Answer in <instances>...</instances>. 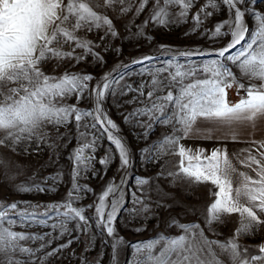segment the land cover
Wrapping results in <instances>:
<instances>
[{"label": "snow or ice", "instance_id": "obj_1", "mask_svg": "<svg viewBox=\"0 0 264 264\" xmlns=\"http://www.w3.org/2000/svg\"><path fill=\"white\" fill-rule=\"evenodd\" d=\"M197 2L155 0L149 17L137 26L136 35L151 40L152 37L144 31L150 21L158 27L186 22ZM133 3L134 0H0V131L5 133L0 138V146L11 144L14 149L23 141L43 140L47 136V133L41 132L45 124L66 126L73 121L77 140V146L69 156L73 164L72 184L63 200L50 203L0 202V264H29V261L35 264L36 253L44 249L46 244L41 243L39 248H32L22 242L44 241L47 236L50 237L47 241L50 245L55 238L51 233L13 230L18 225L50 227L63 236L71 234L68 224L75 222L77 232L87 233L92 218L85 213L93 205H76L84 198L83 194L93 190L78 180L84 173L93 170L98 141L106 135L120 157L121 168L129 165V150L118 135L117 124L103 108L106 94L115 95L117 88L120 89V95L132 91L137 93L127 103L138 102L140 106L134 107L124 119L143 127L145 137L156 125L172 129L170 134H164L142 150L149 161L158 159L169 150H174L180 157L177 171H165L162 167L157 178L171 177L172 183L177 178H183L195 184L210 182L214 185L217 189L215 199L208 205L206 217L209 231H213L214 235L211 228L213 223L220 222L222 217L230 214H239L241 217L234 235L225 241L210 239L199 223L171 220L169 227L178 228L179 234L166 235L161 232L154 238L136 242L132 245L137 257L134 264H225L222 256L227 258L229 264H264V244L258 246L259 255H249L248 248L238 243L239 236L251 234L264 225V219H261L264 215V139L253 140V147L241 149L231 157L226 148H216L207 153L204 149L197 148L194 151L180 143L191 135L210 139L215 127L227 128L229 131L225 138L237 140L239 127L255 130L257 123L264 120V13L251 7H240L254 4L255 0H222L228 8L229 18L217 22L213 30L205 29L202 33L210 39L231 35L229 43L215 51V58L203 64H194L190 60L181 63L176 56H171L157 65L153 62L154 57L144 56L134 63L141 64L140 74L151 79L142 81L137 88L122 85L124 77L116 69L112 73H105L91 87L94 76L90 73L66 71L57 76L42 70L41 65L51 59H71L80 63L91 56L93 60L103 63V57L94 50L98 45L92 40L81 38L78 33L105 29L104 35L100 37L101 42L109 35L118 37L119 33L108 11L116 13L119 6L118 13L123 16L132 10ZM148 3L149 0H139L135 9L137 16ZM174 6H179L175 14L170 11ZM208 8L218 10L217 0H206L192 16L195 27L185 35L197 31L212 16ZM246 13L255 24L250 34L244 20ZM65 46H71V50L64 51ZM160 47L164 49L166 46ZM77 49H81L82 54H78ZM205 54L212 53L185 51L178 55L191 57ZM229 64L236 67L242 77L248 78L247 86L240 82ZM252 80L261 83L254 84ZM233 87L238 95L243 91L236 102L228 99L227 90ZM145 88L148 89L146 95ZM73 96L76 103L64 102ZM85 98L93 100L92 107L77 106ZM140 117H147V120L141 121ZM199 124L213 127H200ZM112 159V154L106 152L100 157L99 163L107 167ZM0 163L3 161L0 160ZM237 165L247 171L238 170ZM62 176L63 173L58 172L31 186L21 184L17 186V191L52 192L56 189L47 186V181L60 184ZM151 180V177L136 178L141 195L134 199L140 207L132 211L137 216L150 212L151 205L146 201H150L151 197L143 186L149 185ZM123 195L120 184L113 178L97 195L94 205L97 225L113 238L114 255L117 247L123 243V237L115 238V221L122 207ZM21 204L23 208L18 207ZM41 208L44 210L39 211ZM72 242L68 240L40 259L54 256ZM17 254L29 259L17 258Z\"/></svg>", "mask_w": 264, "mask_h": 264}, {"label": "rangeland", "instance_id": "obj_2", "mask_svg": "<svg viewBox=\"0 0 264 264\" xmlns=\"http://www.w3.org/2000/svg\"><path fill=\"white\" fill-rule=\"evenodd\" d=\"M155 0H149L144 11L138 16L135 9L139 5V0H134L133 8L127 14L121 16L117 12L108 11L109 16L113 19L119 36L113 38L107 36L103 42L100 37L104 35L105 29H97L92 32L86 30L80 31L78 35L87 40L94 41L98 47L94 50L103 57V63L93 60L91 56L87 59L76 63L75 60L51 59L41 65L42 70L49 75H61L64 72H80L92 74L94 79L90 82V87L94 86L97 81L105 73H112L113 69L123 75L124 79L121 84L131 85L133 88L139 87L142 81L150 80L147 75H141L142 65L134 63L144 56L154 57L153 61L157 65L167 61L171 56L184 63L190 60L194 64H203L215 58V51L224 47L231 40V35L210 39L208 35H202L205 29L213 30L217 22L229 18V12L222 0H217L219 4L218 10L208 8L212 16L208 17L201 27L194 33L185 35L190 29L195 27L192 16L206 3V0H198L189 12L186 22L172 23L167 26H155L151 21L144 29L146 37L136 35L137 26L142 25L146 18L149 17L150 11ZM240 7H251L256 11L264 13V0H255L254 4H245ZM170 11L175 14L179 11V6H174ZM245 23L249 27V34L255 26L253 18L246 13L244 17ZM226 30V29H225ZM247 38V37H246ZM161 45L166 46L161 49ZM239 47V46H238ZM107 48V51L105 49ZM117 49H120L117 52ZM71 46H65L64 51H70ZM185 51L212 53L211 55H192L191 57H183L178 54ZM235 51V50H233ZM78 54H82L81 49H77ZM225 63H228L225 61ZM233 72L236 74L240 82L246 86L249 83L247 77H242L239 70L229 64ZM116 74V73H114ZM259 80H252L251 83H259ZM145 95L148 91L145 88ZM228 96L237 94L235 87L227 90ZM135 91L128 92L127 95H120V89H116V94H106L103 102V108L109 118H111L118 126V135L122 138L129 150V165L121 168L120 157L113 145L107 140L106 135L98 141L96 151V161L92 171L84 173L78 180L82 185L86 184L93 191L83 194V199L77 203V207L93 205L88 208L85 215L92 218L87 233L77 232L76 223L71 222L68 227L71 234L59 235V231H53L50 227L39 226H16L13 230L23 231L27 233H51L52 242L50 245L47 241L50 237H45L44 241L37 240L22 242L26 246L39 248L41 243H45L46 247L36 253L35 264H134L136 255L132 247L138 241H144L154 238L157 233H165L166 235H177L180 230L175 227H169L171 220L179 223H199L204 229L205 235L210 239L225 241L231 238L235 230L240 225L241 217L239 214H230L222 217L220 222L213 223L209 231L206 224L207 207L215 199L214 193L216 187L212 184L201 183L195 184L183 178H177L172 183L171 177L157 178V173L161 172L162 167L165 171H177L179 166V156L174 150L166 151L158 159L149 161L145 158L142 151L156 142L164 134H170L171 127L156 125L152 132L145 137V129L134 121L126 122L124 117L134 107L140 106L139 103H127L133 97H136ZM65 103H76L75 97H69ZM81 108H90L93 106V100L90 98L83 99L78 105ZM141 121H146L147 117H140ZM42 133H47L43 140L32 139L23 141L13 147L0 146V202L12 203L14 201H28L32 203H50L53 201H61L65 198L68 189L72 184V161L69 156L77 146L75 122H71L66 126H53L45 124ZM5 133L0 131V138ZM106 152H110L113 156L111 163L105 167L99 163L100 157ZM62 172V182L54 184L52 180L47 181V186L54 187L56 190L52 192L39 193L19 192L17 186L24 184L31 186L37 182L43 181L44 177L55 175ZM95 172V175L93 174ZM137 177H151L149 185H145L144 190L151 197L149 202L151 205L150 212L142 215H135L132 211L140 206L135 204V196L141 195L137 185ZM115 178V182L120 184L123 191V200L121 210L115 221V238L123 237V243L120 244L113 254V238L109 237L96 223L94 218L95 203L97 195L103 190L108 181ZM121 180L124 183L121 184ZM159 186V187H157ZM116 195H119L117 193ZM109 197V202L111 201ZM161 206H158V203ZM18 207L23 208L21 204ZM41 208L39 211H43ZM261 219H264L261 217ZM141 228V231H136ZM79 237L78 239H75ZM73 242L66 248L57 252L54 256L41 260L45 253L51 252L61 244H66L68 240ZM238 243L247 247L249 255H259L258 246L264 244V225H260L251 234L241 235L238 237ZM87 249V251H85ZM17 258L28 260L26 256L17 254ZM225 264H229L226 257H221ZM31 264V261H29Z\"/></svg>", "mask_w": 264, "mask_h": 264}, {"label": "crops", "instance_id": "obj_3", "mask_svg": "<svg viewBox=\"0 0 264 264\" xmlns=\"http://www.w3.org/2000/svg\"><path fill=\"white\" fill-rule=\"evenodd\" d=\"M255 83V84H260ZM240 96H228L230 102H236ZM200 127H213L212 125L199 124ZM228 129L224 127H215L212 138H204L203 136L191 135L186 139L180 141L185 147H191L194 151L197 148L206 150L207 153H210L213 149L216 148H226L230 157L234 153H239L241 149L253 147V140H262L264 139V120H261L257 123V127L253 130L251 127L241 126L239 127V138L237 140H232L231 138H225ZM180 160V158H179ZM238 170L247 171V169L240 168L237 165ZM250 175L254 173L249 172ZM208 184H211L210 182ZM259 214V213H258ZM264 218V215L261 216Z\"/></svg>", "mask_w": 264, "mask_h": 264}]
</instances>
